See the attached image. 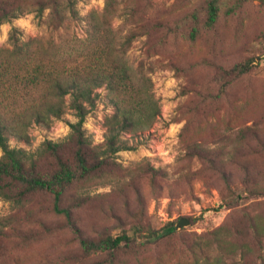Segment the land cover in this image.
<instances>
[{
    "label": "rangeland",
    "instance_id": "obj_1",
    "mask_svg": "<svg viewBox=\"0 0 264 264\" xmlns=\"http://www.w3.org/2000/svg\"><path fill=\"white\" fill-rule=\"evenodd\" d=\"M9 1L22 6V13L0 23V48L9 47L12 27L18 29L21 40L51 34L45 22L48 10L42 19L32 11L36 0ZM119 2L121 10L112 20L113 25H121L123 31L138 26L139 35L128 51L129 59L134 63L141 59L157 61L151 78L161 113L148 130L122 136L131 149L110 157L109 176L79 185L77 194L86 200L78 211L81 223L89 233L94 230L89 225L118 233L109 207L123 212L121 186L133 209L137 206L135 192H140L152 228L159 229L169 221L175 223L181 217H189L191 223L181 228L187 234L184 240L172 234L115 264H214L218 257L226 264H239L240 247L232 262V249L227 245L218 246L214 239L208 245L205 238L198 236L222 224L228 227L231 216L238 219L236 226L240 230L246 226L247 214L258 218L259 245L251 236L244 240L249 243L253 263L264 264V195L247 192L248 188L264 186V0H217L218 17L212 26L205 24L208 0ZM103 5L104 0H77L76 7L83 18L67 20L65 27L52 35L57 38L68 31L83 37L84 17L100 12ZM193 28L195 36L191 38ZM147 48L151 58L146 56ZM248 60L250 70L233 77L224 92H219V68L228 69ZM97 91L99 97L86 115L83 128L90 146L98 153L104 141V118L113 112V107L106 89L100 87ZM74 121L72 111L67 110L48 126L32 124L28 142L11 137L9 144L35 154L44 141L50 140L65 143V150H69L68 123ZM187 148L212 158L217 168L232 174L240 194L237 206L220 204V174L209 170L206 160L188 158ZM150 166L166 172L158 179L163 189L153 193L144 172ZM49 206L50 198L40 194L28 197L22 205L0 196V264H76L77 239L63 226L61 217L48 213ZM233 241L241 244L243 239ZM196 243L200 246L191 250Z\"/></svg>",
    "mask_w": 264,
    "mask_h": 264
},
{
    "label": "trees",
    "instance_id": "obj_2",
    "mask_svg": "<svg viewBox=\"0 0 264 264\" xmlns=\"http://www.w3.org/2000/svg\"><path fill=\"white\" fill-rule=\"evenodd\" d=\"M119 3V0H104L100 12H91L84 17L86 32L83 37L65 31L55 38L52 32L65 27L67 20L83 18L77 10V0H36L32 11L42 19L44 11L48 10L45 22L51 34L21 40L18 29L12 27L8 34L9 47L0 48V196L17 205L26 203L28 197L36 194L50 198L48 213L61 217L63 226L77 239L79 256L76 264H115L120 258L138 255L141 249L156 245L172 234H178L183 240L187 235L182 229L176 231L173 221L159 229L152 228L140 192H135L137 206L133 209L129 195L121 186L119 195L123 198V212L109 207L118 233L112 234L110 228H96V225H89L94 229L89 233L78 216L86 203L77 194L79 185L109 176L110 157L120 150L131 149L122 136L148 130L161 113L151 78L157 61L141 59L134 63L129 59L128 51L139 35L136 32L138 26L123 31L121 25H113L112 20L121 10ZM21 13L19 4L0 0V23ZM217 17V0H208L205 24L214 25ZM190 36L194 38L195 28ZM149 49L145 51L147 58L152 57ZM250 65L248 60L228 69L219 68L216 79L219 92H224L233 77L247 73ZM100 87L106 89L113 112L104 118V141L97 153L90 146L83 124L99 97L97 89ZM67 110L76 118L68 123L69 150H65V143L50 140L44 141L35 154L10 146L11 137L28 142V129L32 124L48 126ZM187 156L206 160L208 169L220 174L222 206L238 205L240 194L236 192L231 173L217 168L214 160L201 152L189 150ZM144 172L152 193L163 189L158 179L166 176V172L151 166ZM202 181L207 182L205 178ZM240 182L243 186V180ZM247 192L264 195V186L248 188ZM245 218V230H239L238 219L231 216L228 227L222 224L198 237L205 238L208 245L211 239L218 246L221 243L227 245L232 249V262L235 261L233 254L240 247L242 259L239 264H254L249 243L244 238L251 236L259 245L258 218L247 214ZM235 238L243 239V242L236 244ZM196 246L200 244L196 243L190 249ZM194 264L199 262L194 261ZM214 264L226 263L218 257Z\"/></svg>",
    "mask_w": 264,
    "mask_h": 264
},
{
    "label": "water",
    "instance_id": "obj_3",
    "mask_svg": "<svg viewBox=\"0 0 264 264\" xmlns=\"http://www.w3.org/2000/svg\"><path fill=\"white\" fill-rule=\"evenodd\" d=\"M190 223H191V221H190L189 218L181 217L175 222L174 229L175 230H179V229H181L183 227H186V226L190 225Z\"/></svg>",
    "mask_w": 264,
    "mask_h": 264
}]
</instances>
